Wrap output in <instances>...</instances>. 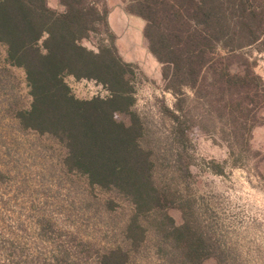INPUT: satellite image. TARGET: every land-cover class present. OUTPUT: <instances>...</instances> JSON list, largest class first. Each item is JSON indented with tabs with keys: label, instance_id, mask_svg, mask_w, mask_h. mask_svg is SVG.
<instances>
[{
	"label": "trees",
	"instance_id": "obj_1",
	"mask_svg": "<svg viewBox=\"0 0 264 264\" xmlns=\"http://www.w3.org/2000/svg\"><path fill=\"white\" fill-rule=\"evenodd\" d=\"M59 2L61 11L47 0H0L3 62L24 71L30 96L28 106L16 111L19 126L61 144L68 172L133 204L131 245L141 236L138 214L146 213L149 230L167 250V263L205 264L214 257L217 264H231L216 252L184 193L191 172L183 159L188 127L179 95L189 88L196 98L205 97L204 83L210 81L211 90L224 96L223 103L216 102V113L226 114L236 130L256 117L254 106L264 104L263 79L249 65L241 74L232 73L229 65L235 51L248 46L264 51V0H125L124 11L144 20L147 48L161 64L166 89L177 96L174 107L164 112L171 121L169 141L180 176L162 183L153 175L156 157L146 143L145 126L132 109L136 66L117 51L105 0ZM101 29L96 50L81 43ZM67 76L92 79L109 94L79 98ZM173 180L183 182V189ZM171 208L180 211V223L169 214ZM129 263L121 248L105 249L97 257V264Z\"/></svg>",
	"mask_w": 264,
	"mask_h": 264
},
{
	"label": "rangeland",
	"instance_id": "obj_2",
	"mask_svg": "<svg viewBox=\"0 0 264 264\" xmlns=\"http://www.w3.org/2000/svg\"><path fill=\"white\" fill-rule=\"evenodd\" d=\"M47 3L63 10L59 0ZM105 3L117 51L136 66L132 109L141 117L146 143L156 157L153 175L157 183L177 178L171 121L164 112L174 107L177 96L166 89L161 64L147 48L144 20L124 11L125 0ZM101 32L81 43L96 50ZM3 57L1 48L0 264H97L98 254L108 248L125 250L129 264H169L167 250L149 230L146 213L138 214L141 236L131 245L127 234L133 204L115 191L90 185L84 175L68 172L61 144L19 126L16 111L30 101L25 74L6 65ZM246 65L264 81V51L248 46L230 55L232 73H243ZM65 81L79 98L108 93L92 79L67 76ZM209 82L204 83L205 97L197 99L189 88L179 95L188 127L183 159L191 172L184 193H189L217 253L223 252L231 264H264V104L254 106L256 117L236 130L226 114L216 113V102L223 103L224 96L211 90ZM172 183L183 189V182ZM169 214L181 222L177 208ZM205 264L217 260L209 257Z\"/></svg>",
	"mask_w": 264,
	"mask_h": 264
},
{
	"label": "built area",
	"instance_id": "obj_3",
	"mask_svg": "<svg viewBox=\"0 0 264 264\" xmlns=\"http://www.w3.org/2000/svg\"><path fill=\"white\" fill-rule=\"evenodd\" d=\"M108 93H107V95L109 94V91L108 90H106Z\"/></svg>",
	"mask_w": 264,
	"mask_h": 264
}]
</instances>
